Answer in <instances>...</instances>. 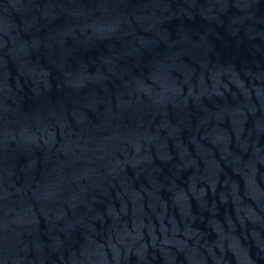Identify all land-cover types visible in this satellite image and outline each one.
Listing matches in <instances>:
<instances>
[{
	"label": "water",
	"instance_id": "obj_1",
	"mask_svg": "<svg viewBox=\"0 0 264 264\" xmlns=\"http://www.w3.org/2000/svg\"><path fill=\"white\" fill-rule=\"evenodd\" d=\"M0 264H264V0H0Z\"/></svg>",
	"mask_w": 264,
	"mask_h": 264
}]
</instances>
